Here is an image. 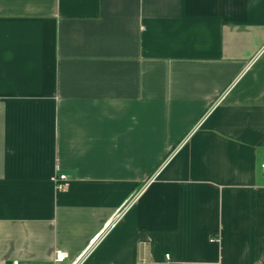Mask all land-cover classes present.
<instances>
[{"label": "crops", "instance_id": "1", "mask_svg": "<svg viewBox=\"0 0 264 264\" xmlns=\"http://www.w3.org/2000/svg\"><path fill=\"white\" fill-rule=\"evenodd\" d=\"M263 164L264 0H0V264H264Z\"/></svg>", "mask_w": 264, "mask_h": 264}, {"label": "built area", "instance_id": "2", "mask_svg": "<svg viewBox=\"0 0 264 264\" xmlns=\"http://www.w3.org/2000/svg\"><path fill=\"white\" fill-rule=\"evenodd\" d=\"M263 167H264V164L262 165ZM59 169V168H58ZM54 181H55V186H56V188L58 189V190H66L68 187H69V185H70V179L68 178V176L66 175V174H64V173H58V176H56L55 178H54ZM124 209L125 208H121V209H119L116 213H115V215H114V217H112V219L109 221V223L106 225V227L104 228V230L113 222V221H117V220H119V219H121L123 216H124ZM103 230V231H104ZM101 235V234H100ZM97 238H99V235H98V237H96L95 239H93L92 240V242H91V245L90 246H92L93 245V243L97 240ZM88 250H89V247H88V249L87 250H85L84 251V253L78 258V260L77 261H74L72 264H77V262L79 261V260H81V258L88 252ZM66 257H67V253L65 252V251H62V250H58L57 252H56V258H55V261L56 262H59V261H64L65 259H66Z\"/></svg>", "mask_w": 264, "mask_h": 264}]
</instances>
